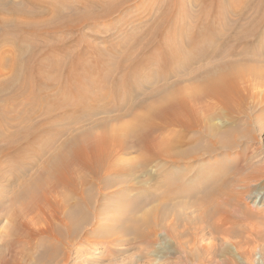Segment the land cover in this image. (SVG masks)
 I'll use <instances>...</instances> for the list:
<instances>
[{"label":"rangeland","instance_id":"1","mask_svg":"<svg viewBox=\"0 0 264 264\" xmlns=\"http://www.w3.org/2000/svg\"><path fill=\"white\" fill-rule=\"evenodd\" d=\"M21 1L10 0V3ZM128 1L125 5L127 8L124 7L122 11L115 13L110 20L85 26L79 32L85 40H90L88 35L92 31L100 33L102 37L107 36L105 41L91 39V44L105 51L106 48L107 50L114 48L117 52H121L120 57H116L115 54V57L107 55L101 59L100 62L103 64L98 68L100 71L94 68L97 73L88 72L89 79L95 76L96 79L93 81L100 80L101 84L104 81L100 79V75L108 76V80L106 79L101 86L100 83H95L102 88L101 93L104 91L106 93L107 89L110 92L112 82L126 76V68H120L121 64H124L121 56L128 53L127 50L132 49L133 46L141 45L139 55L146 53L148 59L143 58L146 62L151 61L150 66L144 67L141 71L131 68L129 75L135 73L133 77H136L133 78L134 84L129 89H122L115 95L110 94L108 100L111 101L96 103L89 98L85 102L86 98H84L82 104L77 106L75 101L77 98H83V94L81 95L79 91L70 92L64 86L54 83V86L46 88V94L50 99L45 104V108L43 107L44 110L43 108H37L38 111L36 109L32 112L29 110L27 121L18 124L15 117L23 110V105H26L29 92L15 91L14 88L0 92V116H5L11 121L15 120L14 126L0 128V264H264V198L262 200L257 196L249 198L254 191L262 192L264 195V4L260 0H209V3L214 1L226 7V15L214 10L209 19L213 20L217 17L218 20L228 23L224 26L219 24L217 30L213 32L216 35L219 29L224 32L223 34L226 33L225 36L220 37L221 39L209 43V48L212 50L210 51L219 52L218 56L220 55V59H214L213 62L226 61L236 64L229 71V77L232 78L228 80L226 89L228 92L222 97L223 100L215 102L219 106V111L212 116V123L216 120L222 121V131L240 126L237 135L239 146L235 150L222 151L208 158L209 160L196 164L199 170L196 173L198 178L201 177V170L205 166L212 168L222 162L225 165L224 174L204 173V175L209 174L210 179L213 178L209 179L210 183L206 187L211 189L216 187L217 190L222 191L214 195L217 201L215 204L208 206V202L204 200L205 188L195 189L192 187V182L184 181L183 194L171 200L166 206L162 205L161 190L156 180L159 175L158 167L163 162L152 159L150 154L152 160H149L150 157L146 160L148 156L145 155L148 154L144 155L142 151L134 148L117 154L101 181L94 180L92 175L81 172L80 176H86L87 181L81 185L80 195H75L69 189L60 191L58 201L62 215L60 213L61 217L58 215V219L66 218V214L73 210L77 202H86V206L66 224L61 219L58 221L47 214L46 237L39 235L37 238H40L39 240L28 238L17 226L19 221L14 218V213L27 202L25 195L21 194V178L28 179L35 168L37 169L33 167L30 168L32 171L28 170L30 164L36 161V164H41L44 158L40 160L26 154L28 152L25 150H29L27 146L32 145V140L28 141L31 142L30 144L20 143L19 150L11 151L9 148L14 142L8 143L7 135L16 134L25 126L29 132L31 131L30 133L40 129V139L43 140L41 144L37 142L34 145L35 148H41L44 142L48 145L54 133L63 132L57 142L54 141L51 146L49 145L50 148L46 147L49 150L48 155L70 134H76L81 130H92L94 134L107 132L109 138H113L114 134L120 135L135 125L134 116L129 114L117 119L115 118L117 115L124 114L130 106L133 104L136 106V103L143 100L154 88L158 89L165 83L181 79L182 85L187 87L185 92L189 93L190 87L194 85L191 79L192 71L202 72L211 63L207 54L203 62L195 60L189 63L190 65H183L184 67L179 64L174 68L175 66L168 61L169 42L174 44L173 47L182 49L181 55L185 56L191 51L189 41L191 34L194 35V31L191 30L203 19L200 17V10L202 5L204 6L203 3L208 4V0ZM259 2L263 6L259 5ZM169 7L173 9L171 14L167 12ZM236 9L242 10V15L240 11L239 14H235ZM2 15L11 17L9 12H1L0 16ZM48 15L50 16L44 14V17ZM158 20H163L164 26L158 38L154 39L156 30L153 26ZM19 32L20 30L11 29L8 31L17 35L23 33ZM69 33L59 34L62 37L72 36ZM77 34L78 32L73 35ZM39 37L47 39L51 36L45 33ZM149 41L154 42L150 45ZM77 47L80 49L79 45ZM12 51H14L13 43L0 45V84L10 81L13 77L11 64L16 54ZM45 51L46 49L43 52ZM135 56L133 58H136ZM133 58L130 57L131 60ZM65 60L69 61L60 59V61ZM86 62L85 64L89 65L94 63L91 59ZM172 67L175 70L171 69ZM166 73L169 75L166 76ZM53 74L51 72V76L55 75ZM46 76L50 77L47 73ZM136 81L143 83L139 85L135 83ZM108 82L110 87H103ZM229 87H233V90ZM64 102L69 103V106H64ZM11 103L13 105H9ZM96 106L98 109L95 108ZM100 107L105 110H101ZM35 112L38 114L35 115ZM19 126L21 127L18 128ZM63 128L67 131L65 132ZM174 157L181 159L179 154ZM21 165L24 167L22 168ZM175 170L172 172H185ZM134 200L137 202L136 205L133 204ZM213 207H216V210ZM207 208L211 209L207 210ZM209 213L212 215L208 216ZM36 222L40 221L35 220ZM41 226L43 225L38 226L40 230L38 228L37 231L44 230ZM203 241L204 244H201Z\"/></svg>","mask_w":264,"mask_h":264},{"label":"bare ground","instance_id":"2","mask_svg":"<svg viewBox=\"0 0 264 264\" xmlns=\"http://www.w3.org/2000/svg\"><path fill=\"white\" fill-rule=\"evenodd\" d=\"M7 1L0 0V13L9 12L11 15L10 18L4 17L3 15L0 16V45L7 42L13 43L14 51L12 52H14L16 56L11 64L13 77L10 81L0 84V92H5L11 88H14L15 91L18 90L19 92H29V96L27 94L28 97L26 105H23V110L21 109L22 111H20V113H18L15 117L16 124H18V122L22 123L27 121V115L30 113L29 110L32 112L37 108H45V104L48 103V100L50 99L48 94H46V88H48V86H54V83L64 86L65 89H68L70 92H81V95L83 94V98H77V101H75V105L77 106L82 104L84 98H86L85 102L89 98H92L91 100L99 103L101 101H107L110 94L115 95L120 90L122 91V89H129L134 84L133 78L136 76L133 77V74L135 73H131V75H129L131 68L141 71L144 67L148 65L150 66L149 63L151 61L146 62V59L143 58L146 57L148 59L146 53L142 56L139 55V51L141 50L139 46L141 47V45L138 44L137 46H133L132 49H128V53H124L121 56V61H124V64H121L120 68H126V76L122 77V79L118 77V81L115 79L114 82H112L110 92L108 89L106 93L105 91L103 93L100 92V89H102L100 86L106 82V79L108 80V76L103 77L100 75V79L104 81L102 84L100 80L98 82L93 81L96 79L95 76H91L92 78L90 79L88 78L90 77L88 72L91 74L92 71L101 67L103 64L100 62L101 59L107 55L115 57V54H117L116 57H120L121 52H117L114 48H109L108 50L106 48L105 51L100 48H96L97 46L93 47L94 45L91 44V39H104L103 41H105L107 36L102 37L99 35L100 33L92 31L88 35L90 40H85L84 36H80L79 31L85 26L97 25L99 22L110 20L115 13L122 11L125 5H127V2H129L128 0H22L20 3H10V0ZM260 1L264 4V0ZM261 2L258 4L261 5ZM216 3L217 2L214 1L209 3L208 0L207 5H205V3H203L204 6L201 4L202 9L200 10V17L203 19L201 18L202 20L197 22V25L191 30V32L194 31L193 34L195 36L191 34V40L189 41V49L191 48V51L189 53L186 52L187 54L185 56L181 55L182 49L173 47L172 45L174 44L168 41V61L172 66H175L174 68H177L179 64L181 66L188 65L195 60H200V62L202 60L203 62L205 54L208 55V59L211 62L210 65L207 66V69H203L202 72L195 71L193 73L192 71L191 79H193L192 81L194 85L190 87L191 89L189 93L185 92L187 87L182 85L181 79L172 83H165L158 89L154 88V90L149 92L143 100L136 103V106L133 104V106H130L129 109L127 108L128 110H126L124 114L117 115L115 117L119 119L129 114L130 116H134L135 125L132 128L126 130L120 135L114 134L113 138H109L110 136H108L107 132L94 134L92 130H81L76 134H70L64 141H62L61 144H59V146H52L55 150L49 155L47 154L49 153L47 152L49 150L46 147L49 145L51 146L54 141L57 142L60 138L59 136L63 132L54 133L52 137H50L51 140L48 145L44 142V144L40 146L41 148H35L34 145V143L37 142L38 144H41L43 140L40 139V129H34L36 131L30 133L31 131L29 132V129L25 128V126L24 129L18 133L6 136L8 140L6 141L8 143L9 141H12V144L14 142V145H11L9 148L11 151L14 149L19 150L20 143L25 145V142L32 140V143L30 142L32 145L27 146L29 150H25L28 152L26 154L40 160L44 158L42 160L43 162H40L41 164H36L37 161L34 163L32 160L33 163L30 164L31 166L28 170L32 171L31 169L33 167H37V169L35 168V173L32 172L33 174L31 173L32 175H30L28 179L21 178L22 181L20 179L21 194H23V196L25 195L27 202L14 213V218L19 221L17 226L22 232H24V234H26L28 238L37 239L39 235L40 237H46V220H48L46 219L47 214L50 215L49 217L55 218L58 221L61 219V221L66 224L68 220L72 219L78 212H80L84 206H86V202L78 200L79 202L76 203L73 210L66 214V218L58 219L59 216L62 215V208L60 202L58 201L60 191L62 189H69V191H73L75 195H80L81 185L87 181L86 176H80L81 172L92 175L94 180L101 181L104 176L103 174L109 170L110 163L113 162L115 156L119 153H124V151L128 149L136 148L137 150L142 151L144 155L148 154L145 155L148 156L146 157L147 159L144 158L146 160H148L150 154L151 157H153L152 159L163 162V164L158 167L159 175L156 180V183L161 190L160 198L162 200V205L166 206L171 200L183 194L184 181L192 182V187H195V189L205 188L206 198L204 200L208 202V206L217 202L216 196L214 195L220 194L222 191H219L220 189L217 190L218 188L216 187L212 189L211 187H206L210 183L209 181L213 178L210 179V176L208 177L209 174L204 175V173L220 172L224 174L225 165H223L222 162L220 165L212 168L205 166L201 170V177L198 178L196 173L199 170L196 168V164H199V162L208 158H212L222 151L235 150L239 146L237 135L240 132V126L238 125L237 127H231L222 131V121L216 120L215 123H212V116L219 111V106L216 105V101H220V99L223 100L224 98L222 99V97L228 92V90L226 92L229 83L228 80L229 78H232V76L229 77V71H231V69L236 65L235 62H213L214 59H220V55L218 56L219 52H211L212 50L209 48V43L216 39L219 40L221 39L220 37L225 36L226 33L223 34L224 32L222 33L219 29L216 32V35L213 32L217 30L216 28L219 24L224 26L227 23L221 19L218 20L217 17H214L213 20L211 19L212 21L209 19L214 10H217L218 13L221 12L223 15H226V7ZM125 8H127V6ZM172 11V7H169L167 12L168 14H171ZM239 11L240 9H236L235 14ZM239 13L242 15V10ZM44 14H50V16L48 15L47 17H44ZM163 23V20H158L157 24L153 26V29L156 30L153 37L154 39H156V37L158 38V35H160V31L164 26ZM10 29L20 30V32L22 31L23 33L18 35L10 34L8 33ZM61 32H70L69 34H72V36L62 37V35L59 34ZM77 32V35H73ZM203 32L205 36L202 35ZM45 33L47 36L50 35L51 37H48L47 39L39 37ZM150 42L151 41H149V43ZM221 43L222 42H220V44ZM154 44L155 43H153V45ZM78 45L80 46V49H78ZM149 48H151V46H149ZM44 49H46L45 53L43 52ZM132 55H136V58H133ZM130 57L133 59L131 60ZM37 58H39V61H36ZM60 59H67L69 61H60ZM90 59L91 61H94L93 65L85 64V62ZM34 62L36 63L34 64ZM95 67L96 69H94ZM174 68L172 67L171 69ZM124 71L125 69L123 72ZM51 72L55 75L53 74L54 76H51ZM46 73L50 77H47ZM120 74L123 75V73ZM165 75L167 76L169 74L166 73ZM95 83H100V86H97ZM135 83L140 85L143 82L141 83L140 81H136ZM109 85L110 83L108 82V84H104L103 87H110ZM233 85L237 86V84ZM83 89L84 91H82ZM108 101L111 100L109 99ZM112 102H114V99H112ZM9 105L13 104L11 103ZM64 106H69V103L64 102ZM97 106L95 108H97ZM44 108L42 110H44ZM46 109H48L47 105ZM101 110L104 111L105 109ZM36 111H38V109ZM37 114L35 112V115ZM0 119L1 129L14 126L13 122H15V120L12 119L11 121V119L5 118V116H0ZM239 120L240 119H238V121ZM157 121L159 122L157 123ZM235 122L237 123V121H234V123ZM20 127L21 126L18 128ZM66 131L67 130H65V132ZM177 149L178 151H175ZM199 152H201V154H199ZM176 154H179L181 159L174 157ZM19 160L21 161V159ZM23 165L25 166V164ZM24 166H22V168ZM175 169L184 170L185 172H172ZM18 171H20V169ZM27 174L28 173H26V175ZM253 196H257L260 200L264 198L262 192L258 191L251 193L249 198L252 199ZM256 202L257 201H255V203ZM133 204H137L136 200L133 201ZM213 208L215 209L216 207ZM210 209L207 208V210ZM212 212L213 211H211V213ZM209 215L212 214L209 213L208 216ZM35 220H39V223L43 225L41 226L42 228L44 227L43 231H37L38 228V230H40V227L38 226L41 224L37 222L35 223ZM51 235L53 234L51 233ZM201 244H204V241ZM43 249L46 250V248Z\"/></svg>","mask_w":264,"mask_h":264}]
</instances>
